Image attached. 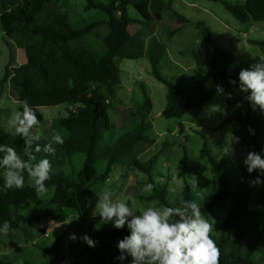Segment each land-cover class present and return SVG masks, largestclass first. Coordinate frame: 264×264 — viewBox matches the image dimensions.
Instances as JSON below:
<instances>
[{"label": "trees", "instance_id": "obj_1", "mask_svg": "<svg viewBox=\"0 0 264 264\" xmlns=\"http://www.w3.org/2000/svg\"><path fill=\"white\" fill-rule=\"evenodd\" d=\"M60 0H0V17L9 39L10 46L17 44L25 51L26 61L20 65L8 64L0 84V97L4 93L5 82L16 93L19 103L27 100L37 109L42 106H56L61 103H71L76 106L70 114L61 120L68 132L63 144L54 145L55 155L49 156L53 164L52 179L47 186H55L56 190L46 204L30 206L38 196L25 173V186L22 189L4 190V179L0 169V227L4 221H9L10 231L24 229L26 225L39 227V223L47 216L59 220L58 213L64 208L78 211L83 217L92 221L99 193L93 185L106 181L117 164L131 166L147 175V183L153 184V192L147 199H158L161 204L172 206L167 199L166 188L157 184L153 168L157 160L154 154L149 160L139 158L141 152L155 144L150 136L152 128L150 114L153 101L144 90L145 100L130 110L128 122L116 124L112 117L113 104L111 97L122 83L121 69L117 58H143L151 62L152 72L157 79L168 86L167 104L163 110L166 118L183 117L191 108H208L218 105L228 112V116L220 127L236 122L239 128L234 136L240 137L238 145H243L247 152H264V111L258 107L254 110L245 98L249 93L240 92L239 72L244 68L236 61L228 50L215 45L209 35H205V48L195 53L197 62L207 66V73L198 79L191 87H183L164 77L160 71V60L165 52L162 44L156 40L147 44L139 34L130 31L132 23L148 25L151 20H161L166 10H172L171 0H87L86 9L97 8L105 11L107 20H97L83 27L71 23L68 15L60 6ZM223 3L239 21H264V0H246L243 3H233L228 0H217ZM134 7L141 18H133L129 7ZM182 25L189 20L181 15ZM106 23L109 33L104 37L105 51L100 54L85 46L82 40L98 25ZM180 27L169 31L173 36ZM264 52V39L252 40ZM235 81L233 84L231 81ZM223 87V92H217V86ZM240 105V106H238ZM20 105H19V109ZM40 121L44 119L38 111ZM184 128V124L180 125ZM254 129V134L250 132ZM41 146L48 143L38 141ZM0 144L13 146L23 154V140L5 131L0 124ZM139 149H137V146ZM203 153L210 161L214 178L205 174L197 175V184L203 188L216 185V193L204 204H199L204 214L210 212L216 205L230 202V208L222 229L231 228L243 218H250V193L242 184L233 189L227 179L220 162L215 158L205 137ZM76 153L85 154L82 168L75 174L67 173L61 167L71 162ZM37 160L47 155L44 152L34 153ZM106 160L103 173L97 170L100 156ZM26 158V157H25ZM71 174V175H70ZM255 175H259L255 172ZM194 194L189 182L186 181L182 191V200H193ZM264 204V195L258 199ZM28 209L27 212L18 211ZM27 207V208H25ZM31 208V209H30ZM264 216V212H263ZM249 222V220H248ZM94 232H87L97 244L90 247L86 243L88 258L85 264H129L131 257L121 262L116 259L120 255L117 247L119 239L130 234L125 226L116 229L112 223L99 225ZM249 223L243 225L230 242L231 251L223 253V246L228 244L224 234L215 240L221 249L220 264H260L255 251L260 247V240H255L244 253L240 241L247 232ZM61 237H57L60 241ZM77 260H75L76 262ZM0 264H12L0 259Z\"/></svg>", "mask_w": 264, "mask_h": 264}, {"label": "rangeland", "instance_id": "obj_2", "mask_svg": "<svg viewBox=\"0 0 264 264\" xmlns=\"http://www.w3.org/2000/svg\"><path fill=\"white\" fill-rule=\"evenodd\" d=\"M101 1L109 2L110 0ZM228 1L243 3L246 0ZM171 3L172 10H166L161 20H151L148 25L132 23L129 28L132 33H139L147 44L156 40L164 46L165 52L161 57L159 68L162 75L170 81L188 88L207 73L208 67L199 64L194 56L197 51L205 48L207 40L205 35H209L215 45L230 51L244 68L250 67L258 62L260 57H264L260 46L252 43V40L264 39V21L241 22L225 8L222 2L217 0H171ZM58 4L63 7L61 10L68 15L71 23L77 27L103 20L106 16L105 11L101 9H86L87 0H60ZM129 13L135 19L141 18L140 13L132 6L129 7ZM178 15L186 17L189 21L180 25L182 21ZM178 27L180 29L169 37V31ZM107 33L108 25L102 23L82 42L85 46L102 54L105 51L104 37ZM7 39L9 38L5 34L0 17V84L7 63L12 59L11 49L14 47L8 45ZM15 59L19 63L26 61L23 48L19 49V54L16 58L13 57L12 61ZM116 61L121 69L122 83L111 97L112 117L115 116V122L120 126L128 122L130 110L143 103L144 90H146L153 101V109L149 117L152 128L149 134L156 142L148 150L141 152L139 158L147 161L157 154L153 174L157 184L166 188L168 201L173 207L178 206L182 201V191L185 189L186 181L189 182L193 176L197 178V175L201 173L214 178L210 161L202 151L206 137L231 187L237 189L244 184L250 193L247 214L251 215V221L246 217L233 227L222 229V224L229 212L230 202L223 205L216 204L210 212L205 214L210 220L215 221L213 239L219 240L224 234L229 243L223 246V253L228 254L231 251L230 242L238 230L249 223L248 230L240 241V247L245 253L251 244L259 239L261 244L256 249L255 255L260 264H264V204L258 202V199L264 195V185H250L249 181L256 178V175L255 172L249 174L243 163L248 152L243 145L232 143L234 131L239 128V124L231 122L220 127L228 116V112L222 107L223 112L209 111L217 105L208 108L194 107L183 117L166 118L163 110L167 104L168 86L155 77L151 62L145 57L117 58ZM239 93L244 92L240 90ZM19 105L16 93L6 81L4 93L0 97V124L4 128L11 113L18 110ZM75 108L76 106L71 103L40 107L44 117L40 121L41 139L49 142L54 133H59L63 140L66 139L68 132L61 124V120ZM181 124H184L183 129L180 128ZM260 153L264 155V152ZM84 161L85 154L76 153L72 161L67 162L61 169L76 175ZM96 166L99 173L105 171L106 160L103 155L98 159ZM146 184L148 183L145 172L128 165L117 164L109 178L94 184L93 188L99 195L107 191L113 198H123L129 202L134 200L138 207L162 206L158 199L149 200L145 197L153 192V190L151 193L142 191ZM176 185L181 187L177 188L176 193L170 192V187ZM48 189L47 194L32 201L30 206H35L37 203L46 204L54 195L56 187L50 186ZM216 189V185L211 188L198 185L192 188L193 200L198 204H204L212 199ZM15 209L23 212L28 210L17 207ZM75 216L79 218L73 219L70 224L64 223L66 219H72ZM60 217L62 223L54 229H50L53 221L45 220L44 225L48 226L46 229L49 232L52 230L48 236L45 235L47 233L44 232L45 230H39L30 224L24 229L9 231L7 234L0 233V259L10 261L12 264H85L89 253L86 243L80 237L89 231L94 232L96 225L101 221L100 216L96 215L90 221L78 211L64 208ZM61 230H66L67 235L60 242L54 232L61 233L63 232ZM73 233L77 235L76 240L70 239Z\"/></svg>", "mask_w": 264, "mask_h": 264}, {"label": "clouds", "instance_id": "obj_3", "mask_svg": "<svg viewBox=\"0 0 264 264\" xmlns=\"http://www.w3.org/2000/svg\"><path fill=\"white\" fill-rule=\"evenodd\" d=\"M239 87L245 98L255 110L264 111V57L243 68L239 72ZM231 83L235 84L233 80ZM222 86H217V92H223ZM240 106V105H238ZM21 110H14L5 125V131L22 138L23 154L13 146L0 144V169L3 170L4 190L22 189L25 186V173L30 180V187L35 189L38 197H43L49 189L47 181L52 179L53 164L48 158L55 155L54 145L63 144V137L54 133L51 140L41 146L39 109L31 106L25 99L20 102ZM211 112H223L220 106L210 109ZM254 134V129L250 128ZM240 137L234 136L232 143H239ZM44 152L47 155L37 160L34 153ZM26 157V158H25ZM244 165L249 174L258 172L256 178L249 181L250 185H264V155L250 151L246 154ZM192 188L198 186L196 177L189 180ZM153 184L148 183L142 189L151 193ZM176 185L170 187V192L176 193ZM99 215L100 223H112L116 229L125 226L130 234L118 241L120 255L116 259L123 262L131 257V264H220L222 252L213 239L214 219L210 220L202 212L195 200H182L178 206H148L138 207L133 200L113 198L110 192H103L98 198L92 217ZM72 219L64 223L70 224ZM100 223L96 225L97 229ZM11 229L9 221H4L0 233L7 234ZM70 239L76 240L75 233ZM90 247H95L97 241L85 233L80 237Z\"/></svg>", "mask_w": 264, "mask_h": 264}, {"label": "crops", "instance_id": "obj_4", "mask_svg": "<svg viewBox=\"0 0 264 264\" xmlns=\"http://www.w3.org/2000/svg\"><path fill=\"white\" fill-rule=\"evenodd\" d=\"M60 8L62 9L63 7L60 5ZM108 18H107V14H106V16L104 17V19L103 20H107ZM106 24V23H105ZM107 25V24H106ZM108 33H109V27H108ZM107 33V34H108ZM11 46H14L12 49H11V55H12V59H13V57L14 58H16L17 57V54H19V49L21 48V47H19L18 45H16V44H14V43H12L11 45H10V47ZM18 50V51H17ZM14 54H15V56H14ZM194 56H195V54H194ZM12 59L7 63V65L8 64H10V65H12V66H14V64H16V65H20V64H22V63H19L18 61H17V59H15V61H12ZM17 62V63H16ZM63 211H64V209H63ZM63 211H61V212H59L58 213V218H59V220H56V219H54V218H52L51 216H47V217H45L44 219H42V221L39 223V227H36V228H38L39 230H45L44 232L46 233L45 235L46 236H48L49 234H51L52 233V230L49 232L48 231V229H46V227H48V226H46V225H44V223H45V220H51V221H53V223H52V227L50 228V229H54V228H56L57 226H58V224H61L62 223V220H61V217H60V214L63 212ZM81 215V214H80ZM61 231H63V232H61V233H58V232H54V233H56L57 234V237H61L60 238V242H61V240L62 239H64V237L67 235V231L66 230H61ZM65 231V232H64ZM63 234V235H62ZM67 239V238H66ZM88 251V250H87ZM77 262V261H76Z\"/></svg>", "mask_w": 264, "mask_h": 264}]
</instances>
